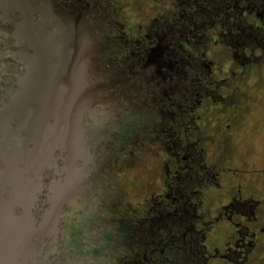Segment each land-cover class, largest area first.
Wrapping results in <instances>:
<instances>
[{"label":"flooded vegetation","instance_id":"obj_1","mask_svg":"<svg viewBox=\"0 0 264 264\" xmlns=\"http://www.w3.org/2000/svg\"><path fill=\"white\" fill-rule=\"evenodd\" d=\"M41 111L92 144L47 264H264V0H0V143Z\"/></svg>","mask_w":264,"mask_h":264},{"label":"water","instance_id":"obj_2","mask_svg":"<svg viewBox=\"0 0 264 264\" xmlns=\"http://www.w3.org/2000/svg\"><path fill=\"white\" fill-rule=\"evenodd\" d=\"M23 34L36 56L51 54L49 36L30 30ZM43 115L41 111L40 123L30 125L21 147L0 143V264H47L58 249L66 207L89 184L92 144L71 134L75 126L44 124L48 117ZM46 189L50 194L37 216Z\"/></svg>","mask_w":264,"mask_h":264},{"label":"rangeland","instance_id":"obj_3","mask_svg":"<svg viewBox=\"0 0 264 264\" xmlns=\"http://www.w3.org/2000/svg\"><path fill=\"white\" fill-rule=\"evenodd\" d=\"M75 246V245H74ZM77 248V247H76Z\"/></svg>","mask_w":264,"mask_h":264}]
</instances>
